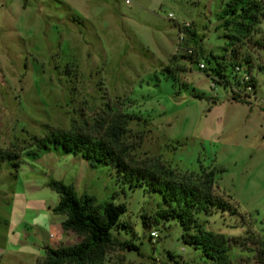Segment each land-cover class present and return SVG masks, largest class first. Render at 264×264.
Segmentation results:
<instances>
[{
	"label": "rangeland",
	"instance_id": "rangeland-1",
	"mask_svg": "<svg viewBox=\"0 0 264 264\" xmlns=\"http://www.w3.org/2000/svg\"><path fill=\"white\" fill-rule=\"evenodd\" d=\"M226 1L0 0V149L20 153L17 167L0 161V264H37L46 246L63 243L65 216L51 210L59 201L52 179L71 185L78 196L93 195L98 205H126L121 218L130 232L111 234L138 249H113L105 264L206 262L199 249L182 242L176 219L151 230L143 226L140 215L154 213L161 195L121 183L113 165L95 167L60 150L36 159L25 154L31 135L42 137L49 129L99 135L115 113L131 117L123 141L132 163L168 168L191 181L215 170L218 194L230 196L241 216L215 210L198 220L236 238L228 253L232 264H260L264 17L250 35H237L219 20ZM183 24L196 34L197 45H191L198 63L209 67L216 56L233 79V61L249 60L256 88L245 102L233 100L229 88L184 58L178 46ZM226 34L239 40L226 47ZM150 231L157 237L150 239Z\"/></svg>",
	"mask_w": 264,
	"mask_h": 264
},
{
	"label": "trees",
	"instance_id": "trees-1",
	"mask_svg": "<svg viewBox=\"0 0 264 264\" xmlns=\"http://www.w3.org/2000/svg\"><path fill=\"white\" fill-rule=\"evenodd\" d=\"M262 17L264 0H227L219 20L226 30L247 37ZM178 30L179 34L183 35L178 46L188 55L184 58L196 63L198 69L203 70L214 84L229 88L233 100L245 102L244 96L252 94L256 88L255 79L250 74L249 60L247 58L234 60L237 55L235 49L231 48L234 60L231 65L233 79L225 74L223 65L217 61L216 56H212L211 66L203 63L204 68H200L201 63L195 59L196 49L191 45V42L197 45L194 39L195 32L190 27L184 28L179 25ZM225 37L228 39L226 47H232L233 40H239L234 34H226ZM237 65H242L250 74L248 82L237 79L235 75ZM239 85H242V88H239ZM130 120L131 117L124 113H115L105 123L106 126L99 135L49 129L42 137L29 136L31 142L24 151L30 159H36L49 150H60L67 154H80L95 167L113 165L121 183L127 184L131 189L143 187L148 192H158L161 195L162 204L154 213L140 215L145 228L151 230L161 222L176 219L182 228L180 235L182 242L201 251L206 259L203 264H232L228 253L230 246L238 244L236 238H227L221 233L209 231L198 220L199 215L207 217L215 210L239 214L237 205L230 196L218 194L215 188V170L202 171L198 180L191 181L183 176L179 177L174 170L168 168L152 169L144 164L132 163L128 159L129 147L123 141ZM102 126L103 124L100 127ZM19 157L18 150L0 149V161L8 160L17 167ZM49 187L59 197L58 204L51 209L52 212L64 215L62 228L76 233L81 239L72 245L46 246L44 257L38 260L37 264H105L107 253L113 249H138L131 241L120 240L111 234L113 229L129 232L131 230L121 218L126 212L125 204L108 201L98 205L93 195L82 193L78 196L71 185L58 180H50ZM255 256L257 262L264 264V239L258 241Z\"/></svg>",
	"mask_w": 264,
	"mask_h": 264
},
{
	"label": "built area",
	"instance_id": "built-area-1",
	"mask_svg": "<svg viewBox=\"0 0 264 264\" xmlns=\"http://www.w3.org/2000/svg\"><path fill=\"white\" fill-rule=\"evenodd\" d=\"M126 2L129 3L130 0H126ZM170 17H171V15H170ZM189 26H190L189 24H183L181 27L187 28V27H189ZM181 38H183V35H180V39H181ZM189 52H190V51H189ZM199 67H200V68H204V64H203V63L199 64ZM235 71H236V73L241 74V77H240L241 82H248V81H249V79H250V74H248V73L245 71V69H244V67H243L242 65H237V66L235 67ZM150 235H151L152 238L157 237V233H156L155 231H152V232L150 233Z\"/></svg>",
	"mask_w": 264,
	"mask_h": 264
},
{
	"label": "crops",
	"instance_id": "crops-1",
	"mask_svg": "<svg viewBox=\"0 0 264 264\" xmlns=\"http://www.w3.org/2000/svg\"><path fill=\"white\" fill-rule=\"evenodd\" d=\"M61 223H62V221H61ZM61 229L63 230L62 236L64 238V241H62L63 243L57 245V247L63 246V245H72V244H75V243L80 241L81 238L76 233L68 231V230H64L62 228V225H61Z\"/></svg>",
	"mask_w": 264,
	"mask_h": 264
}]
</instances>
